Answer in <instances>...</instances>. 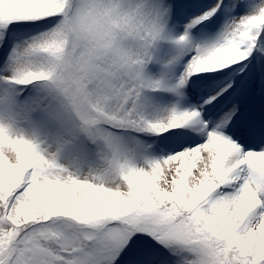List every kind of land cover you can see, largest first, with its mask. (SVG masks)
Segmentation results:
<instances>
[{
    "label": "snow or ice",
    "instance_id": "6c2138e0",
    "mask_svg": "<svg viewBox=\"0 0 264 264\" xmlns=\"http://www.w3.org/2000/svg\"><path fill=\"white\" fill-rule=\"evenodd\" d=\"M0 264H264V0H0Z\"/></svg>",
    "mask_w": 264,
    "mask_h": 264
},
{
    "label": "rangeland",
    "instance_id": "374dc122",
    "mask_svg": "<svg viewBox=\"0 0 264 264\" xmlns=\"http://www.w3.org/2000/svg\"><path fill=\"white\" fill-rule=\"evenodd\" d=\"M153 74H155V73H153Z\"/></svg>",
    "mask_w": 264,
    "mask_h": 264
}]
</instances>
